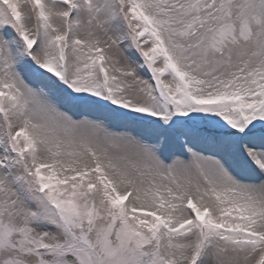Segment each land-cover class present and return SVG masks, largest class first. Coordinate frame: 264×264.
Here are the masks:
<instances>
[{"label": "snow or ice", "instance_id": "1", "mask_svg": "<svg viewBox=\"0 0 264 264\" xmlns=\"http://www.w3.org/2000/svg\"><path fill=\"white\" fill-rule=\"evenodd\" d=\"M0 264H264V0H0Z\"/></svg>", "mask_w": 264, "mask_h": 264}]
</instances>
